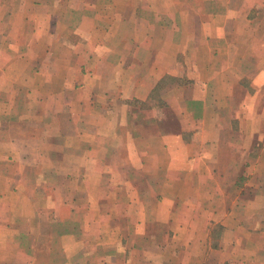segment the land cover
<instances>
[{"label": "crops", "instance_id": "1", "mask_svg": "<svg viewBox=\"0 0 264 264\" xmlns=\"http://www.w3.org/2000/svg\"><path fill=\"white\" fill-rule=\"evenodd\" d=\"M0 264H264V0H0Z\"/></svg>", "mask_w": 264, "mask_h": 264}]
</instances>
